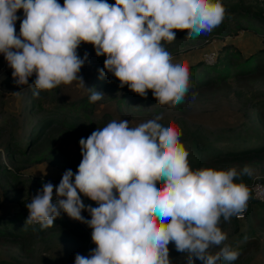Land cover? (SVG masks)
Listing matches in <instances>:
<instances>
[{
    "label": "clouds",
    "instance_id": "clouds-1",
    "mask_svg": "<svg viewBox=\"0 0 264 264\" xmlns=\"http://www.w3.org/2000/svg\"><path fill=\"white\" fill-rule=\"evenodd\" d=\"M225 16L222 0H64L63 6L58 0H0V53L16 85L51 90L76 81L95 103L104 93L78 75L89 54L81 58L77 49L90 43L97 56H106L100 78L111 73L121 88L143 97L151 89L159 104L176 107L191 90L190 71L172 63L161 41L175 40L174 29H187V39L209 34ZM162 120L163 113L136 127L112 120L81 138L77 171L67 169L58 185L43 183L26 204L25 225L48 229L62 213L88 225L97 247L88 256L77 253L75 264H172L170 242L187 254L186 264L236 261L240 252L224 243L228 236L218 225L221 217L229 221L246 211L251 190L234 180L254 170H193L181 130ZM81 194L98 206L86 205ZM213 248L219 250L213 254Z\"/></svg>",
    "mask_w": 264,
    "mask_h": 264
},
{
    "label": "rangeland",
    "instance_id": "rangeland-1",
    "mask_svg": "<svg viewBox=\"0 0 264 264\" xmlns=\"http://www.w3.org/2000/svg\"><path fill=\"white\" fill-rule=\"evenodd\" d=\"M244 1L252 3L254 7L259 5L258 0ZM58 2L63 6L64 0ZM115 2L116 0H108L110 4ZM17 15L21 18L15 22L16 34L19 35L21 20L24 18L23 9L18 10ZM238 26L248 29H240ZM252 26L261 32L254 31L251 29ZM238 34H242L241 38L244 39L243 42L242 39L239 38L240 41L237 39L238 44L243 47L248 43L256 48L264 46V26L256 20L241 16L236 10L226 12L222 24L205 36L202 34L196 39H187L184 35L171 42L161 43L171 53L172 63L182 62L188 66L202 59L204 53L210 50L218 51L222 43L236 46L232 42L236 40ZM77 52L81 58L86 52L89 54L78 75L84 78L86 86L91 87L94 75L104 65L106 56H97L94 46L86 42H81ZM234 58L236 57L232 59ZM220 68L223 70L222 66ZM220 68L200 67L195 71L197 75L202 76V80L199 81L201 86H207L204 91L193 85L192 80L196 77L190 72L191 90L184 102L176 107L159 104L153 92L141 98L127 85L121 88L119 79L111 73L105 75V78L112 77L104 86L93 87L104 93L103 99L95 103L89 101L87 105L82 106L90 92L87 88L80 87L76 81L44 90L33 99V102L28 100L31 87L16 85L14 78L2 81L8 71L0 54V125L6 127V130L0 131V163L6 167L0 170V195L4 194L7 181L13 187L12 191L9 190L10 187L6 188L7 198L0 196L2 202L0 214L14 219V223L9 224L0 234V264H75L77 253L89 255L92 229L85 223L62 213L54 230L48 229L43 232L31 230L25 233L22 229L29 224L25 225L26 220L19 218L17 212L20 209L19 201H26L29 193L38 188L33 184L35 177L62 179L67 169H72L74 173L77 171L82 160L79 141L91 135L92 127L97 129L106 126L112 120L121 119L128 120L129 127H136L163 113L164 120L160 123L175 126L177 129L180 127L182 129L180 140L188 150L191 148L188 138L193 135V131H198L203 136L200 141L202 144L212 142L211 140L217 137L212 144L222 151L233 148L232 145L247 147L262 144L255 132L257 127L254 128L252 112L257 101L264 100V83L245 74L242 76L248 77L247 79L237 76L233 67L228 68L227 74L225 72L222 74ZM34 74L33 77L36 76ZM206 79L208 83H203ZM30 83L33 84L31 77ZM17 91H20L19 95ZM73 115H76L75 119L79 118L77 121L79 126L70 128L66 123L71 121ZM31 118L36 124L38 120L52 122L35 142L29 141V137L33 136L32 133L29 135L33 124L32 121L31 125L28 122ZM8 148L16 151L10 153ZM227 164L230 165L222 166V169L243 168H240V163L237 162ZM249 165L251 164H247ZM250 167L254 170V175L249 177L248 186L256 180H264V161H258ZM8 171L11 175L6 178L4 173ZM82 215L91 219L86 210ZM74 225L87 231L88 242L84 241L80 230L74 228ZM61 231H73L72 239L65 238ZM222 231L226 232L229 238L233 233L231 224L228 223ZM258 232L260 234L258 248L248 250L246 255L251 258L253 256V264H264V229ZM174 250L172 255L169 254L172 264H186L187 254ZM218 250L213 248L211 252L214 254ZM196 264L202 262L197 260Z\"/></svg>",
    "mask_w": 264,
    "mask_h": 264
},
{
    "label": "trees",
    "instance_id": "trees-1",
    "mask_svg": "<svg viewBox=\"0 0 264 264\" xmlns=\"http://www.w3.org/2000/svg\"><path fill=\"white\" fill-rule=\"evenodd\" d=\"M258 2H259V5L257 4L254 7L251 5L252 3H246L244 0H236V1L222 0V3L226 7V12L229 13L231 11L236 10L239 12V14H241V16H246L249 20H252V21L256 20L264 26V3L262 2V0H258ZM240 27L241 26H238V28ZM240 29H248V28L242 27ZM251 29H253L256 32H261L259 31V29H257L254 26H252ZM173 31L176 32V39H178L186 35L188 30L187 29H184V30L174 29ZM162 42H165V41L162 40ZM233 57H236V58L232 59ZM233 64L234 66H232ZM220 66L223 67V70L222 68H220ZM188 67H189V71L191 72V75L196 77L192 80L193 85H195L196 88H202L203 91L207 88V86L206 87L201 86V83H199V81L202 80V76L197 75L195 72L200 67H205V68L212 67L213 69L220 68L219 70L222 71V72L220 71L222 74L223 72L227 74L226 71L228 70V68L233 67L234 73L237 76L247 79L248 77L242 76L243 74H245L246 76H249V77H255V80H260L262 83H264V46L262 48H259V50L253 51L247 55H243L242 52L238 48H236V46L230 43H226V44H223L221 48L217 51V61L214 64H207L204 62L203 59H200L198 62L188 65ZM103 68H104V65L101 67V69ZM6 71L8 72L5 73V76L3 77L2 81L4 80L6 81V79L12 80L13 69L10 67L9 68L7 67ZM105 72H107L106 69H105ZM105 77L106 76H104L103 78H100V69H99L94 75L91 88L93 87L96 88L98 86H104L110 80L112 76H109V78H105ZM35 79H36V76L35 77L31 76V80L33 81V83ZM203 83H208L207 79L203 81ZM34 90L39 91L40 93L44 92V90H38V89H34L33 87H31V91L28 93L29 95L27 96V98L28 100L30 99L32 102H33V99L36 97L33 95ZM147 92L152 93L153 90L149 89L147 90ZM138 96L143 98V96L139 94ZM88 103H89V96L87 99L86 98L84 99V102H82V106L84 104L87 105ZM254 106L255 108L253 109V112H252V121L255 123L254 128L257 127V130L255 132L258 134L259 139L263 142L262 144H259L256 146H247V147H236L235 145H232L233 148L222 151L217 146H214L212 144L213 140H216L217 137L211 140L212 142H204L202 144L200 143V141L202 140L203 136L200 135L198 131L197 132L193 131L192 132L193 135L188 138V142L191 143V148H189V157H188L190 167L193 170H196L198 168H205V167H214L217 169H222V166L224 167L225 165H230L227 163L234 164L235 162H237V163H240L239 167L242 168L247 164L253 165L258 161H264V100L257 101V103ZM75 118H76V115H73V118L71 119L70 122L66 123V126L70 128L75 127V126L78 127L79 125H77V121L79 120V118L78 119H75ZM58 120H61V119H58ZM31 121L33 122V124H32L31 130L29 131V135L32 133L33 136L29 137V141L35 142L42 136L44 130L52 122L49 121L46 123L42 120H38V124H36L35 120H32L31 118L28 121L30 122V125H31ZM176 124L177 123H174V125ZM3 130H6V127H2L0 125V131H3ZM95 130L96 128L92 127L90 134ZM179 130H182V129L180 128ZM9 151L10 153H14L16 150L11 148L9 149ZM242 162L245 164H243ZM0 164H1L0 170L6 168L2 163ZM10 175H11L10 171H8L7 173H4V177L6 178H9ZM48 180L58 185L61 178L55 179V178H46V177L38 176L34 178L33 184L37 185L38 188H41L43 186V183H46ZM240 180L248 184L250 181V178L248 176H243L240 179L234 180V182L239 183ZM14 181H16V179H14ZM0 184H1V181H0ZM7 184H6V187L4 188L5 190L4 194H1L5 198L8 197L6 195L7 194L6 188L10 187L9 190L11 191L13 189L10 182L7 181ZM30 194L31 193H29V195L27 196L26 201H22V200L19 201L20 209L17 212V216L25 220L27 218L26 204L29 203ZM81 195L84 196L83 194ZM82 199L84 200V203L86 205L91 204L93 207L98 206L97 202L92 201L90 198L86 196L82 197ZM0 207H1V199H0ZM59 218L60 217H58L54 221V225L49 227L48 229L54 230L53 228L58 224ZM12 223H14V219L0 214V234L2 233V231L6 230L9 224H12ZM228 223L231 224L233 233L229 236V238L224 243L230 244L233 250H238L240 252L239 258L236 261L232 262V264H253L252 263L253 256L251 258L247 256L246 253L248 250L256 249L258 248L257 246H259L258 240H260V234L258 230L264 229V200L260 201V200L253 198L252 193H251V197L248 201L245 216L242 218H236L233 216L229 221H224L223 217H221V222L219 223L218 226L221 227L222 229L223 227L227 226ZM74 228L79 229L82 238L85 239L84 241L88 242L89 239H88L87 231L82 229L78 225H74ZM34 229L35 231H39V232L48 230V229L41 230L39 227V224H29L22 230L23 232L26 233ZM61 234H64L65 238H68V239H72L73 237V231H67V232L61 231ZM96 247L97 245L93 241H91V249H94ZM174 249H176L174 242H170L169 243V254L172 255V253L175 251ZM221 264H228V262L221 261Z\"/></svg>",
    "mask_w": 264,
    "mask_h": 264
},
{
    "label": "built area",
    "instance_id": "built-area-1",
    "mask_svg": "<svg viewBox=\"0 0 264 264\" xmlns=\"http://www.w3.org/2000/svg\"><path fill=\"white\" fill-rule=\"evenodd\" d=\"M262 2H263V0H262ZM0 54H1V57L3 58L4 63H5V67L6 68L7 67L9 68L10 66H9L8 62L6 61V59L4 57V54L3 53H0ZM202 59L207 64H214L217 61V51L216 50H210V51L204 53V56L202 57ZM47 182L53 183L52 181H49V180ZM53 184L56 185L55 183H53ZM249 188L251 190V193H252L253 198H255L257 200H260V201L264 200V181H262V180H260V181L259 180H256L253 183H251V185L249 184ZM38 189H42V187L41 188H38ZM38 189H36L33 192H31V194L29 196V203L31 202V197L37 194V190ZM245 213H246V211L243 212L242 214H240L238 217L237 216H234V217H236V218H242V217L245 216ZM28 215H29V211L27 209L26 216L28 217Z\"/></svg>",
    "mask_w": 264,
    "mask_h": 264
},
{
    "label": "crops",
    "instance_id": "crops-1",
    "mask_svg": "<svg viewBox=\"0 0 264 264\" xmlns=\"http://www.w3.org/2000/svg\"><path fill=\"white\" fill-rule=\"evenodd\" d=\"M241 37H242V34L236 35V40L232 43H234L237 46V48L242 52L243 55H247L253 51H256L258 48H260V46L256 48L255 46H252L250 43H248L245 47L239 45L238 42L240 41V39H242ZM237 39H239V41ZM241 41L243 42L244 39H242ZM223 44L225 43H222V45ZM1 205H2V202H1Z\"/></svg>",
    "mask_w": 264,
    "mask_h": 264
}]
</instances>
